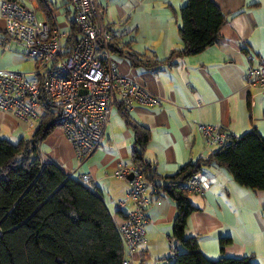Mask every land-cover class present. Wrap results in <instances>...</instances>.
I'll return each mask as SVG.
<instances>
[{
  "label": "crops",
  "instance_id": "crops-1",
  "mask_svg": "<svg viewBox=\"0 0 264 264\" xmlns=\"http://www.w3.org/2000/svg\"><path fill=\"white\" fill-rule=\"evenodd\" d=\"M2 1L0 69L23 71L34 77L37 62L26 46L8 36ZM19 1L33 8L40 20L50 23L48 9L52 26L66 33L65 47L71 20L76 17L72 1L44 0L47 5L43 7L40 0ZM96 1L103 22L112 28V43L117 48L166 60L173 49L183 47L180 8L188 0ZM213 1L226 22L218 42L198 54L174 57L148 68L133 65L125 53L111 51L120 73L139 80L165 99L161 105H137L126 111L130 120L144 125L150 133L144 157L151 165L157 187L147 209L146 242L134 254L137 261L148 264H170L171 249L183 250L181 243L171 237L177 209L175 200L165 192L164 177L185 163L207 158L217 149V145L208 144L199 125H216L229 137L256 129L264 138V94L246 83L248 67L264 60V0ZM124 112L115 91L109 123L95 150L83 161L59 124L39 142L44 159L58 163L75 178L88 175L84 181L102 195L118 224L133 208L132 203L122 211L117 207L130 189L129 178L117 174L119 165L125 162L135 166L132 153L136 136ZM40 118H25L0 109V135L15 143L30 138ZM198 173L208 187L201 193L187 191L197 209L188 218L186 234L198 236L203 252L211 258L249 257L264 264V191L239 184L225 166L204 164ZM225 236L231 242L223 250L221 237Z\"/></svg>",
  "mask_w": 264,
  "mask_h": 264
},
{
  "label": "trees",
  "instance_id": "trees-1",
  "mask_svg": "<svg viewBox=\"0 0 264 264\" xmlns=\"http://www.w3.org/2000/svg\"><path fill=\"white\" fill-rule=\"evenodd\" d=\"M45 2L40 0L42 7L47 5ZM47 13L54 25L48 9ZM180 18L183 47L173 49L166 60L117 48L112 43L114 35L109 48L127 54L135 66L152 68L174 57L198 54L218 42L226 22L213 0H188L180 8ZM79 33L75 17L71 20L65 55L71 53ZM123 108L136 136L134 165L150 185L145 208L148 216L150 195L157 187L151 165L144 157L150 133L144 125L130 120L127 108ZM41 110L40 122L30 138L15 143L0 135V264H122L128 256L127 246L102 195L83 178L69 175L58 163L42 157L39 141L57 125L60 110L48 103ZM209 163L225 166L239 184L264 191V138L256 129L230 136L207 158L185 163L177 172L165 176V192L175 200L177 209L171 237L183 246L182 251L171 249L170 264H258L249 257L211 258L203 252L198 236L186 234L188 218L197 207L183 183ZM230 242V237H221L222 249Z\"/></svg>",
  "mask_w": 264,
  "mask_h": 264
},
{
  "label": "built area",
  "instance_id": "built-area-1",
  "mask_svg": "<svg viewBox=\"0 0 264 264\" xmlns=\"http://www.w3.org/2000/svg\"><path fill=\"white\" fill-rule=\"evenodd\" d=\"M71 1L81 35L68 55L64 54L65 32L40 20L33 8L19 0L2 1L1 14L8 36L26 46L37 67L34 77L23 71L0 69V109L32 119L41 117L40 110L45 103L59 109L57 124L64 128L77 157L83 161L95 150L109 123L115 91L127 109L137 105H161L165 99L139 80L118 71L109 48L112 28L103 22L97 1ZM246 83L264 94L263 59L258 66L248 67ZM199 129L209 145L220 146L229 140L227 133L216 125L201 123ZM117 174L122 177L132 174L130 189L118 202L121 211L127 204H133V209L118 226L128 250L122 264H148L137 261L134 254L146 242L145 208L149 203L150 185L139 167L125 162L120 163ZM183 186L186 191L200 193L208 183L197 172Z\"/></svg>",
  "mask_w": 264,
  "mask_h": 264
},
{
  "label": "water",
  "instance_id": "water-1",
  "mask_svg": "<svg viewBox=\"0 0 264 264\" xmlns=\"http://www.w3.org/2000/svg\"><path fill=\"white\" fill-rule=\"evenodd\" d=\"M81 92H85L86 93V90H82ZM128 178L131 179L132 178V174Z\"/></svg>",
  "mask_w": 264,
  "mask_h": 264
}]
</instances>
